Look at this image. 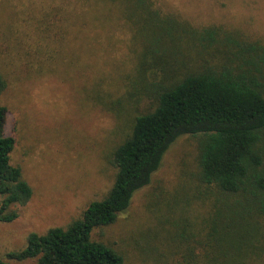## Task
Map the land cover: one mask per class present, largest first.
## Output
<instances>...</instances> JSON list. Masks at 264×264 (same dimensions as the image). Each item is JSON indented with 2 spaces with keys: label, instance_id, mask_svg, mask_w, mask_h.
Instances as JSON below:
<instances>
[{
  "label": "rangeland",
  "instance_id": "obj_1",
  "mask_svg": "<svg viewBox=\"0 0 264 264\" xmlns=\"http://www.w3.org/2000/svg\"><path fill=\"white\" fill-rule=\"evenodd\" d=\"M144 3L189 28L264 45V0H0V106L15 139L12 163L33 189L27 204L11 207L18 218L0 222L1 258L26 247L31 232L67 227L112 188L115 150L157 103L148 83L159 75L137 34ZM199 141L180 136L151 182L93 239L119 250L124 264H180L184 225L197 228L211 212Z\"/></svg>",
  "mask_w": 264,
  "mask_h": 264
},
{
  "label": "trees",
  "instance_id": "obj_2",
  "mask_svg": "<svg viewBox=\"0 0 264 264\" xmlns=\"http://www.w3.org/2000/svg\"><path fill=\"white\" fill-rule=\"evenodd\" d=\"M143 59L158 77L149 92L155 107L137 115L131 134L114 153V184L79 219L44 234L31 232L26 247L7 260L36 264H124L122 253L93 239L113 224L136 191L151 182L170 146L198 136V179L211 212L197 228H183L180 264H258L264 258V45L216 28L195 30L143 4ZM5 83L0 77V94ZM0 106V222L13 205L27 204L31 185L12 163L15 139L5 131ZM178 235V233L176 234ZM180 233L178 235V238ZM180 247V246H179ZM0 257V264H10Z\"/></svg>",
  "mask_w": 264,
  "mask_h": 264
}]
</instances>
